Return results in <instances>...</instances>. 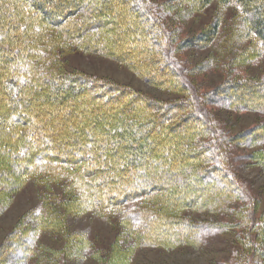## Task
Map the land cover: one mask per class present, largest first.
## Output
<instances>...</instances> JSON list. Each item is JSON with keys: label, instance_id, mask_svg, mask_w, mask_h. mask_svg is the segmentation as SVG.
Wrapping results in <instances>:
<instances>
[{"label": "trees", "instance_id": "1", "mask_svg": "<svg viewBox=\"0 0 264 264\" xmlns=\"http://www.w3.org/2000/svg\"><path fill=\"white\" fill-rule=\"evenodd\" d=\"M210 1L176 0L171 5L165 2L161 4L163 11L158 14L169 15L176 9L174 15L188 18L194 8H203ZM222 1L240 3L245 11L244 20L249 23V32L254 33L264 46V0ZM46 8H52V14ZM162 17L154 16L143 0H0V160L8 166L0 170L2 193L10 191L11 185L14 187L15 180L19 182L20 177L25 180V174H34L47 181V177H40L41 172L47 170L46 174L57 181L62 177L66 182L70 181L64 190L66 200L62 204L65 206L70 197H75L73 200L76 201L79 195H83L82 203L99 209L142 197L150 201L146 206L155 212L150 222H146L142 237L150 243L157 239V243L164 245L180 240L193 241V236L196 238L188 231L192 223L177 217L175 209L197 208L210 203L215 206L221 198L229 199L231 193H238L235 190L237 183L223 168L229 158V144L234 141L222 132V128V131L217 128L208 135L209 141H213L211 146L206 142L199 144L200 148L194 141L196 133L211 130L207 125L209 118L203 114L205 111L189 109L186 101L164 104L166 112L173 109L179 116L184 110H190L203 117L194 124L196 126L185 125L179 128L182 130L179 134L170 133L172 126L178 125L180 117L173 118L170 112L168 119L159 117L157 120V111L148 110L145 106L159 107L161 103H151L139 98L138 94H130L132 90L127 89L126 96L119 94L116 98L112 93L121 91L118 84L87 76L78 68L65 71L55 60L60 58V51L52 57L47 54L48 49L65 50L72 43L81 50L116 59L135 69L137 74L160 73L163 71L159 68V59L167 60L166 54L173 44L172 31L167 29ZM217 29L218 24L215 23L205 31L201 40L203 45L210 44ZM45 33L51 34L44 38L42 34ZM169 63L173 76L167 80L171 81L172 87L181 86L180 73ZM111 96L115 102L113 107L100 109L102 104L96 99L100 97L105 102ZM128 96L134 98L133 102ZM195 98L192 96L193 100ZM37 99L41 104L36 103ZM67 99L72 102L75 116H82L80 122L76 120L81 127L73 126L70 135L62 134L60 137L46 113L50 109L56 110V106ZM136 100L140 104L137 105ZM212 103H218L216 106L221 109L231 107L226 98ZM256 107L264 112L263 106ZM91 108L97 113L90 111ZM58 109L62 110V107ZM246 109L249 107L239 108ZM22 111L28 116L22 115ZM153 119L164 130V139H154L149 134L154 126ZM65 142L67 145L64 146ZM227 142L228 150L222 152V146ZM235 146L245 147L246 143L236 142ZM262 152L256 150L251 155L264 165ZM19 163L24 167L17 174L12 168ZM211 179L213 182L208 183ZM45 183L49 184V181ZM199 183L202 189L194 190ZM192 190L196 192L191 194ZM158 198L159 204H153V200ZM3 201L0 202V210L3 209ZM33 210L37 211L34 213L37 219L34 227H57L56 220L60 214L53 209L49 197L43 196ZM138 215L128 219L130 223L126 222H135ZM168 215L171 220L167 219ZM250 217L246 223L252 224L253 228L259 223ZM211 225L207 227L208 231L212 230L211 227H221L220 223ZM166 227L176 229L173 236L170 230H165ZM196 229L197 234L203 232L201 228ZM134 234L136 239L140 238V234ZM76 242L77 248L81 246L80 241ZM32 245L33 242L27 239L22 248L32 251L30 254L34 258L36 248L32 250ZM64 247L62 260L58 262L62 264L69 262L66 255H71L69 246ZM122 250L126 254L130 251L128 247Z\"/></svg>", "mask_w": 264, "mask_h": 264}, {"label": "rangeland", "instance_id": "2", "mask_svg": "<svg viewBox=\"0 0 264 264\" xmlns=\"http://www.w3.org/2000/svg\"><path fill=\"white\" fill-rule=\"evenodd\" d=\"M143 1L154 16H163L167 29L172 31L173 44L166 54L169 61L159 59V68L163 72L137 74L130 66L95 52L81 50L77 45H72L71 41V45H68L70 48L48 49L47 54L52 57L60 51V58L55 60L65 71L78 68L87 76L118 84L122 89L112 93L116 98L120 95L126 96L127 89L132 90L130 94H138L139 98L151 103H161L158 104L159 107L147 104L145 106L148 110L157 111V120H160L159 117L168 119L167 114L170 112L173 118L180 117L178 125L175 123L170 133L179 134V131H182L179 128L197 124L200 117H203H198L199 113L190 110H184L178 116L173 109L166 112L163 109L166 106L164 104L186 101L189 109L205 111L202 113L207 114L211 120L207 123L211 130L196 133L194 141L200 148L202 147L199 144L206 142L211 146L213 141H209L208 135L217 128H222L225 132L221 131L234 141L229 144V158L223 168L229 171L237 183L235 190L238 193H231L229 199L221 198L215 206L210 203L197 207L199 209H175L177 217L192 223V228L188 231L195 234L196 238L193 236V241L180 240L172 245H164L157 243V239L156 242L150 243L142 237L146 222H150L152 214L155 213L154 209L146 206L149 200L139 197L119 206L113 204L114 206L99 209L82 203L83 195H79L76 196V201L73 200L75 197H70L65 206L62 204L66 200L64 190L70 181L66 182L64 177L57 181L55 177L46 174L47 170L42 171L40 177H47L49 184L40 180L37 175L25 174V180H21V177L19 182L15 180L10 191H0V202L4 200L3 209L0 210V264H62L58 262L62 260L66 245L71 249V255H66L69 262L63 264H264V165L259 164L260 162L254 160L251 155V152L256 150H263L264 153V112L256 107H264V46L254 33L249 32V23L244 20L245 11L240 3L235 1L212 0L203 8H194L188 18L174 15L177 13L176 9L169 15L158 14L163 11L161 4L169 2L171 5L176 0ZM51 9L46 8L50 14ZM215 23L218 24L215 38L209 45H203L204 41L201 40L205 31ZM49 34L51 33L42 35L45 38L47 35L49 37ZM169 62L180 73L181 86L172 87L171 81H168L173 76ZM258 83L260 85H257ZM84 87L87 88V85ZM113 96L105 102L100 97L96 99L102 104L100 109L113 107ZM192 96L196 98L193 100ZM128 98L133 102L134 98ZM220 98H226L231 107L225 105L226 107L221 109L216 106L218 103H212L214 100L219 102ZM135 102L140 104L139 100ZM36 103L41 104V100L37 99ZM56 107V110L50 109L46 114L50 115L52 127L60 137L62 134L70 135L73 126L81 127L76 120L80 122L82 116H75L70 100L67 99ZM59 107H62V110H59ZM245 107L249 109L239 110ZM90 111L97 113L92 108ZM21 114L28 116L25 111ZM152 121L154 122V119ZM155 122L149 134L153 135L154 139H164V130ZM236 142H245L246 146L236 147ZM227 146L228 142L223 144L222 152L228 150ZM209 164L210 162H207V165ZM7 167V164L0 160V170ZM23 167V163H19L12 170L19 174ZM200 183L194 190L202 189ZM194 190L189 192L192 194L196 192ZM43 196L50 198L53 209L60 214L55 229L34 227L37 222L34 213L37 211L33 209L39 205ZM159 202V198L157 201L153 200V204ZM135 214H139V218L128 224V219L133 218ZM249 216L259 224L252 228V224L246 223ZM167 219L171 220L169 215ZM212 223H220L221 227H211L212 230L208 231L207 227L212 226ZM196 228L203 229V232L197 234ZM165 230L168 232L170 229ZM133 231L140 234V238L136 239ZM170 232L173 236L176 229ZM27 239L33 242L31 249L36 248L37 251L33 252L40 259L36 256L32 258V251L27 252L22 248ZM76 241L82 243L78 248L75 246L78 243ZM127 247L130 251L126 254L122 248Z\"/></svg>", "mask_w": 264, "mask_h": 264}]
</instances>
